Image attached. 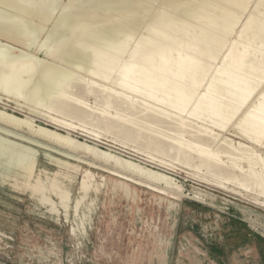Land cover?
Listing matches in <instances>:
<instances>
[{"label": "bare ground", "instance_id": "1", "mask_svg": "<svg viewBox=\"0 0 264 264\" xmlns=\"http://www.w3.org/2000/svg\"><path fill=\"white\" fill-rule=\"evenodd\" d=\"M143 25L145 36L130 45ZM75 120L173 154L264 208V0H0V182L52 204L37 172L44 140L151 190H180L139 162L156 160L147 150L118 149L137 161L77 139L71 132L88 130L92 137L79 134L117 149ZM92 178L85 170L81 199ZM50 183L67 208L70 192Z\"/></svg>", "mask_w": 264, "mask_h": 264}, {"label": "rangeland", "instance_id": "2", "mask_svg": "<svg viewBox=\"0 0 264 264\" xmlns=\"http://www.w3.org/2000/svg\"><path fill=\"white\" fill-rule=\"evenodd\" d=\"M144 34V25L130 32V45ZM87 100L94 105L92 97ZM75 124L100 132L99 140L117 149L84 137L93 136L88 130L71 132L77 139L130 157L148 151L156 157L149 159L152 163L133 158L172 176L180 190H151L106 172L89 157L67 159L60 155L62 148L41 140L49 147L37 148V172L52 204L24 185L15 189L0 182V264H264V208L251 202L252 194L232 182L225 183L228 190L221 188L218 178L181 163L173 154L159 155L142 142L125 140L121 133L105 132L88 121ZM46 152L69 160L78 171L59 166ZM4 161L1 157L0 163ZM161 161L171 170L159 166ZM85 170L93 178L81 199ZM51 180L70 192L67 208L50 190Z\"/></svg>", "mask_w": 264, "mask_h": 264}]
</instances>
